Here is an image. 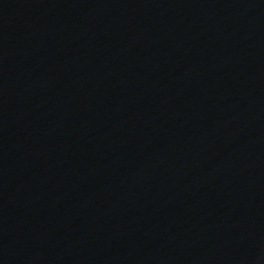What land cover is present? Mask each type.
<instances>
[{"label": "water", "instance_id": "95a60500", "mask_svg": "<svg viewBox=\"0 0 264 264\" xmlns=\"http://www.w3.org/2000/svg\"><path fill=\"white\" fill-rule=\"evenodd\" d=\"M0 264H264V0H0Z\"/></svg>", "mask_w": 264, "mask_h": 264}]
</instances>
